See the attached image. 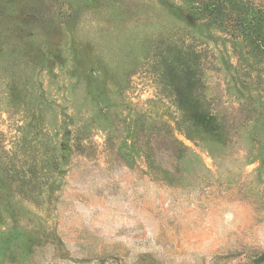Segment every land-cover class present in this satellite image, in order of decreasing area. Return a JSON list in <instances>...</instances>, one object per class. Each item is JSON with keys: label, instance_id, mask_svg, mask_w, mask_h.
<instances>
[{"label": "rangeland", "instance_id": "obj_1", "mask_svg": "<svg viewBox=\"0 0 264 264\" xmlns=\"http://www.w3.org/2000/svg\"><path fill=\"white\" fill-rule=\"evenodd\" d=\"M0 264H264V0H0Z\"/></svg>", "mask_w": 264, "mask_h": 264}, {"label": "trees", "instance_id": "obj_2", "mask_svg": "<svg viewBox=\"0 0 264 264\" xmlns=\"http://www.w3.org/2000/svg\"><path fill=\"white\" fill-rule=\"evenodd\" d=\"M216 5L213 6V17L215 22H216V16H215V10L216 9ZM200 101L198 100V102H196L195 104L197 106H195V109H193V114H191L190 120L191 122H193L194 124L198 125L199 128H203L205 131H210L212 134H216L218 136H221V131L224 129V125L223 123L219 120V118L212 114V113H208V112H201L202 110L200 109L199 106ZM195 110V111H194ZM190 126L189 123H186ZM197 126V127H198ZM186 136H189V134H186Z\"/></svg>", "mask_w": 264, "mask_h": 264}]
</instances>
